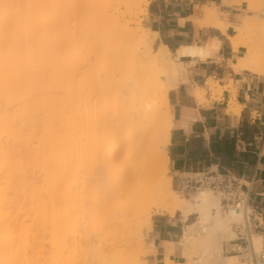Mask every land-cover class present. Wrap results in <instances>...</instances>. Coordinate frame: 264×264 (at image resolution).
Masks as SVG:
<instances>
[{
  "label": "bare ground",
  "instance_id": "1",
  "mask_svg": "<svg viewBox=\"0 0 264 264\" xmlns=\"http://www.w3.org/2000/svg\"><path fill=\"white\" fill-rule=\"evenodd\" d=\"M257 2L264 11V0ZM141 3L0 0V264H43L44 258L63 263L68 255L60 245L72 243L67 233L86 236L91 220L100 229L131 221L141 241L145 227L137 219L148 209L169 217L198 215L178 242L185 261L180 264L193 260V230L208 221L200 246L206 261L247 264L221 255L230 235L227 223L240 215L221 211L219 200L204 191L194 194V204L180 197L171 187L168 164V92L178 85V59L207 57L219 43L183 47L173 59L165 47L153 51L145 35L130 27ZM203 11L201 26L225 30L213 6ZM253 19L234 27L236 34L228 38L233 51L242 50L237 31L250 32ZM260 40L253 42L260 53L244 48L233 69L264 83ZM84 172L86 179L80 178ZM257 245L254 238L256 251ZM163 246L172 260L175 244Z\"/></svg>",
  "mask_w": 264,
  "mask_h": 264
},
{
  "label": "crops",
  "instance_id": "2",
  "mask_svg": "<svg viewBox=\"0 0 264 264\" xmlns=\"http://www.w3.org/2000/svg\"><path fill=\"white\" fill-rule=\"evenodd\" d=\"M205 6L217 10L226 26L223 32L199 24L205 20ZM247 8L244 0H148L143 26L154 45L165 47L172 56L183 47L219 43L216 53L207 57L178 59L184 72L168 92L169 169L175 181L206 171L237 180L258 208L255 240L264 251V83L247 70L233 69L242 51H233L228 41L249 13ZM196 89L202 91L200 100ZM197 217L196 212L186 217L178 212L172 217L154 216L148 249L156 254L149 256V263L163 264V243L178 244ZM180 251L176 246L173 260L178 264L183 263Z\"/></svg>",
  "mask_w": 264,
  "mask_h": 264
},
{
  "label": "rangeland",
  "instance_id": "3",
  "mask_svg": "<svg viewBox=\"0 0 264 264\" xmlns=\"http://www.w3.org/2000/svg\"><path fill=\"white\" fill-rule=\"evenodd\" d=\"M141 1H142L141 6L139 7V9L135 13L136 15H135V19H134V24L131 25L130 27L139 29L140 32L143 33L145 35V37L147 38L149 45L152 47V50L156 52L158 50V48L154 45L153 38L150 36L149 31L144 29V26H143V20L146 17V8H147L148 0H141ZM244 1L248 5L247 10L249 13L239 21L238 25L242 24L244 21H248L249 23H251L250 21H252V19L254 18L253 16H255V18L253 20L254 21L256 20L255 23L257 22V24H256V26L254 24L253 25H254V28L257 29L256 30L257 32H255V36L252 34V32H254L252 30H255V29L252 27L253 25L251 26V24H249L252 27L250 29V32L248 31L247 27H244V29L246 28L245 29L246 31L242 30L243 28L240 31L239 30L237 31L236 43L239 45L240 48H242V50H244V48H246V47H251V49H253L254 48L253 42H254V39L256 38V36L259 37V40H260V38L262 37L261 35L264 34L263 30L261 29V27H264V11H260V9H259L261 5L258 6L259 8L257 7V5H258L257 0L256 1L255 0H244ZM255 6L257 7V9L255 8ZM246 17H249V19ZM256 27H258L259 29L262 30L260 32V33L263 32L261 35H259L260 33H258L260 30ZM234 33L236 34L235 30H234ZM253 36H254V38H253V42H252ZM257 40H258V38H257ZM261 41H264V37L261 38L260 42ZM257 42H259V41H257ZM262 43H264V42H262ZM252 46H253V48H252ZM254 51L256 52V55L258 53H260V52H258L259 49L254 48ZM242 56H243V51H242ZM259 57H261V60L264 59V57H262L260 55H259ZM172 59H173V56H172ZM80 67L82 68L83 66H80ZM182 69L180 71L181 74H180V78L178 80V83L180 82L181 75L184 71ZM201 94H202V92H201ZM201 94L199 95V100H200ZM79 174L80 175L82 174V176L80 178H82V179L87 178L86 173L84 174V175H86L85 178H83L84 177L83 173H79ZM80 175H78V176H80ZM170 178H171L172 189L180 197L187 199L190 204H194L192 200H190L189 198H187V197H185L179 193V191L176 187L175 180L173 179L171 173H170ZM204 193H207L211 198L216 200V198L213 195H211L210 193H208L206 191H204ZM192 207H194V206H192ZM148 210H149V212L147 211L148 214H146L145 218L137 219V221L140 222L141 225H143L147 229H151V226H150L151 225V219L154 216L167 215L164 212H160V211L156 212L153 209H148ZM202 213H204V211ZM212 214H213V211H212ZM222 215H223V213H222ZM232 222H238V221H235V220H229L228 221V223H227L228 227L227 226L226 227L229 229L230 235H229V237H225L226 240H224L223 243L228 242L233 238L231 230H230V224ZM209 223H210V225H209ZM132 226L133 225L131 224V221H128L124 224H118L115 227L107 226L105 228L100 229V228H98L95 220H91L90 226L87 227L88 233L86 236H84V234L82 235V233H79L80 231L73 233V234L71 232L67 233L69 235L68 240L70 241V243L71 242L72 243L68 244L67 243L68 240H67L66 241L67 244L65 243L67 245V246L65 245L66 248H64V246H63L64 242H63V244L61 243L60 248H59L60 253L63 255L66 254V256L68 255L67 258H69L68 261L70 262V264H150L148 258L150 255L153 254L152 249H148V245L152 243L150 238H149V234H150L151 230L148 231L142 227V229H141V241H139L138 236L131 229ZM210 226H211V222H209V221L206 222L205 224L204 223L203 224L201 223L200 225L198 224L197 227L194 226L196 229L194 228V230H193L194 236L192 234V236H191L192 239L190 238V242L191 243L194 242V244L196 242H198V244H196V247L192 250L193 253H191V255H193V256H191L192 258L190 257V259H193V260L188 262L187 264H208V263L212 264L211 263L212 260L209 259L208 262L206 261L207 260L205 258L206 252L204 253L205 250H204V248H202L203 245H205V243L203 242L204 243L203 244L202 241L205 239V237L208 233V230L211 228ZM223 243L221 244V248H222ZM201 245H202V247H201L202 249L200 248ZM68 246H69V249H68ZM176 246H179V244H175V254H176ZM180 248H181V251H180V256H181L183 248L182 247H180ZM257 249H259L258 245H257ZM65 250H66V252H65ZM202 250H203V252H202ZM63 251H64V253H63ZM43 253L45 254L46 252H44V250H43ZM221 255H222V253H221ZM214 256H216V255H213V257ZM64 258H65V256H64ZM61 259H63V258H61ZM66 259H63V263H64V260H66ZM44 260L45 261L43 262V264H49L48 259L44 258ZM46 260H47V262H46ZM58 261L59 260H57V262ZM57 262H56V264H58ZM182 262H184V260H182ZM61 263H62V261H60V264ZM66 263H67V261H65L64 264H66ZM241 263H243V262H241ZM50 264H53V263L50 262ZM163 264H178V263L174 262L173 259L171 260L168 257L164 256Z\"/></svg>",
  "mask_w": 264,
  "mask_h": 264
},
{
  "label": "built area",
  "instance_id": "4",
  "mask_svg": "<svg viewBox=\"0 0 264 264\" xmlns=\"http://www.w3.org/2000/svg\"><path fill=\"white\" fill-rule=\"evenodd\" d=\"M179 193L190 198L197 191H206L219 200L221 211L240 215L238 222L230 224L232 240L224 242L222 255L236 257L247 264H264V251L254 248L258 208L252 204L249 192L228 174L206 171L191 177L176 179Z\"/></svg>",
  "mask_w": 264,
  "mask_h": 264
}]
</instances>
